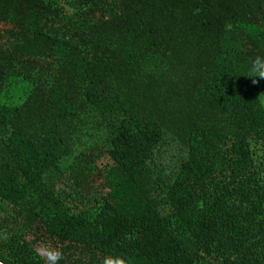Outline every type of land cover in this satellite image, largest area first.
<instances>
[{"label": "trees", "instance_id": "1", "mask_svg": "<svg viewBox=\"0 0 264 264\" xmlns=\"http://www.w3.org/2000/svg\"><path fill=\"white\" fill-rule=\"evenodd\" d=\"M257 55L264 0H0V264H264Z\"/></svg>", "mask_w": 264, "mask_h": 264}, {"label": "clouds", "instance_id": "2", "mask_svg": "<svg viewBox=\"0 0 264 264\" xmlns=\"http://www.w3.org/2000/svg\"><path fill=\"white\" fill-rule=\"evenodd\" d=\"M245 76L252 78L254 84L258 82L256 78L264 79V55H257L250 60ZM36 253L44 264H59L63 259L62 251L50 245L36 248ZM103 264H132V262L125 257L107 255L103 259Z\"/></svg>", "mask_w": 264, "mask_h": 264}, {"label": "rangeland", "instance_id": "3", "mask_svg": "<svg viewBox=\"0 0 264 264\" xmlns=\"http://www.w3.org/2000/svg\"><path fill=\"white\" fill-rule=\"evenodd\" d=\"M112 163V159L109 157V156H106V157H104L103 159H101L100 161H99V165L101 166V167H105V166H108V165H110ZM47 245H50V246H52V247H54V248H57V246L54 244H44V245H42V246H47Z\"/></svg>", "mask_w": 264, "mask_h": 264}]
</instances>
